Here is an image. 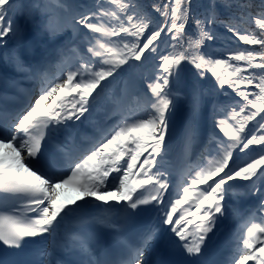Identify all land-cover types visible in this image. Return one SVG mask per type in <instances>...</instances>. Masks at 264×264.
I'll return each mask as SVG.
<instances>
[{
  "label": "snow or ice",
  "instance_id": "snow-or-ice-1",
  "mask_svg": "<svg viewBox=\"0 0 264 264\" xmlns=\"http://www.w3.org/2000/svg\"><path fill=\"white\" fill-rule=\"evenodd\" d=\"M16 5L17 0H0V48L8 43L6 37L23 42L21 16L49 42L68 31L71 36L55 49L61 75L53 80L25 66L17 50L11 54L17 71L29 73L40 87L20 113L0 123V244L20 249L28 238L47 235L55 248L59 231L74 218L88 223L85 214L92 209L98 212L92 219L112 232L127 255L98 260L89 241L74 236L89 257L84 264H148L146 253L157 244L182 251L183 264H209V234L225 216L226 197L231 201L241 195L259 203L241 225L230 264H264V0H207L204 5L197 0H42L22 11ZM218 6L236 11L220 21ZM245 17L256 31L241 33L236 21ZM217 24L233 42L259 50L206 45L220 39ZM0 59L7 62V54ZM148 65L152 76L143 113L119 108L98 113L110 83ZM189 82L190 97L183 92ZM205 94L230 102L221 109L212 106V127L224 139L209 132L214 153L202 154L201 166L190 170L174 198L162 163L167 144L182 101L190 110L186 133L190 138L198 133ZM101 121L115 123L105 128ZM250 122H255L252 127ZM89 127L92 136L83 131ZM250 146L259 152L247 162ZM241 156L246 158L242 163ZM243 185L246 191L237 193ZM121 208L133 215L155 211L159 226L134 246L114 219V210ZM227 208L235 213L231 204ZM40 255L52 264L53 251Z\"/></svg>",
  "mask_w": 264,
  "mask_h": 264
},
{
  "label": "bare ground",
  "instance_id": "bare-ground-1",
  "mask_svg": "<svg viewBox=\"0 0 264 264\" xmlns=\"http://www.w3.org/2000/svg\"><path fill=\"white\" fill-rule=\"evenodd\" d=\"M65 35L66 33L59 35L54 43L47 40L45 45L43 44L45 42L43 41L45 38L43 34L40 36H32L30 33H25L23 42L21 44L17 45L16 43H12L11 40V42L6 44L4 50H6L7 46H19V55L22 58L24 65L32 69H36L38 63H43L53 57L55 49L60 45L59 42ZM5 53L7 54V62H5L3 59H0V87L6 77L14 78L16 77V75L20 76L23 74H29L23 71H17L15 65L11 61V56L7 52L1 54L0 57H4ZM138 84H140V87L142 88V83ZM35 98L36 96H33L32 99ZM111 109L112 106L110 103H108L107 106H105V109L102 112L98 113L111 111ZM99 118L100 117L98 115H94L93 117V119ZM101 124L103 127H106L107 125L103 124V121H101ZM180 129V132L173 138L172 145H170V147L167 149V154L165 155L164 161L162 162L163 168L165 170H168V178L170 184L168 193L173 194L174 198H179V196H175V193L179 191V186L181 184L180 176L182 175L183 171L186 170V168L184 167L189 158V136L186 133V125L184 121ZM83 131L89 136H92L90 127L83 129ZM240 187L235 189L237 193L244 192ZM168 193L165 194L166 199H168ZM67 194L72 195L74 193H72L71 190H68ZM225 203V216L218 220L220 222L219 229L208 242L207 260L209 261V264H230V260L236 248L237 237L239 236L238 230L241 223L243 222L242 220L247 216L249 210L254 209L257 205V201L255 199H251L249 196L245 197L241 195L233 197L231 201H229L226 197ZM229 204H231V207L235 210V213L228 210L227 205ZM121 209L114 210V219L116 222H118L119 220V215H117V212H120ZM88 211L89 215L87 216V218L96 220L92 219V217L97 216L98 212L92 209ZM77 220V218H74L65 228H62L58 233L56 241L66 238L69 234V231L71 230L70 227L72 223L76 222ZM158 226L159 219L157 213L155 211H148L143 219L132 226L126 237L131 241V244L135 242L140 243L142 236L147 231ZM45 237L47 238V240L43 244ZM52 249L53 241L50 237L45 235L43 237L37 238L38 255H40L41 252L52 251ZM183 257L184 254L179 249H164L160 244H157L151 253H146V260L148 261V264H171L177 258Z\"/></svg>",
  "mask_w": 264,
  "mask_h": 264
},
{
  "label": "rangeland",
  "instance_id": "rangeland-1",
  "mask_svg": "<svg viewBox=\"0 0 264 264\" xmlns=\"http://www.w3.org/2000/svg\"><path fill=\"white\" fill-rule=\"evenodd\" d=\"M37 2H42V0H17L16 8L18 11L27 10V9L31 8L32 5H34ZM86 2L92 3L93 0H89V1L86 0ZM19 23L24 30V35H25V33H30L32 36H40L43 34V33H39L33 27L32 20L28 19L27 17H24V16L19 17ZM65 33H66V35L59 42L60 45L65 44V42L71 36V31H68ZM44 37L45 38L43 41H45V42L43 44L46 45V41L48 40V37L46 35H44ZM5 39L8 41V43L11 42L10 38L6 37ZM12 43H15V42L12 41ZM4 48H0V55L4 54V52H7L11 56L13 50H17L18 52L20 50L19 46H16V45H14V47L13 46H11V47L7 46L6 50H4ZM53 54H54L53 58L51 57L54 60L52 72H49V71L46 72L45 71V66L43 65L45 62H43L42 64L38 63L37 68L33 69V70L40 69L41 74L49 80H53L56 77L61 75L60 66H59L60 61L57 58L56 51ZM66 59L67 60L71 59V53H67ZM151 76H152V66L148 65V66H145V68L142 71H140V73L139 72H137V73H125L122 77H120V78L116 79L115 81H113L112 83H110L98 101V112H102L105 109V106H107V104L110 103L112 106L111 111L119 108V109H123L127 112H131V113H136V114L143 113L144 108H145L144 97L148 93L146 85H147V83L151 82ZM125 82H127V84ZM138 83H142V85H141L142 88L140 87V84H138ZM204 86H205V83L202 84V87H204ZM39 87H40V84L37 81V85L35 87L36 88L35 89V92H36L35 96L36 97H37ZM183 92H184V95L189 96V97L191 96V92H192L191 82H189L188 87H186L183 90ZM201 102H202V108H201L200 117H199V131L197 134L193 135L191 138L189 137V144H188V146H189L188 147L189 148V156L188 157L189 158L187 160L188 161L187 164L184 167V168H186V170H184L182 175L180 176V183L181 184L179 186V190L184 185L186 175H188L190 173V170L193 168L198 170L199 167L201 166L202 154H206L209 151H212L214 153V151H215L214 146L208 143L209 132L214 131L216 136L220 137L221 139H224L223 132H221L219 129H213V127H212V106H213L212 100L204 98V96H202ZM217 108L221 109L222 107H220V108L217 107ZM189 111L190 110L188 108L187 102L182 101L181 105H180V110H179L178 115H177V126H176V129H175V132L172 136L171 141L168 142V144H167V149L170 147V145H172V140L176 136V134H178L180 132V130H181L180 127H181L183 121H184L185 125H187V121L189 119ZM218 118H223V117L221 116ZM112 123H115V121L114 122L109 121L105 128L110 127ZM252 149H253V151L251 153H249V156L247 158V162H250V158L259 152L258 148H252ZM212 158H213L212 156L207 157L208 160H211ZM245 159L246 158L244 156H241L240 157L241 163L244 162ZM240 188L242 191H246L247 185H243ZM249 197L251 199L252 198L255 199L257 201V204L259 203V201L257 200L256 197H253V196H249ZM247 217H248V214L242 220L243 222L241 223V225L246 222ZM254 222L259 223L260 221H259V219H256ZM239 232L242 234V232H243L242 227L239 228ZM241 234H239V235H241Z\"/></svg>",
  "mask_w": 264,
  "mask_h": 264
},
{
  "label": "trees",
  "instance_id": "trees-1",
  "mask_svg": "<svg viewBox=\"0 0 264 264\" xmlns=\"http://www.w3.org/2000/svg\"><path fill=\"white\" fill-rule=\"evenodd\" d=\"M87 1H89V0H87ZM153 2L160 3L161 0H153ZM206 2H207V0H197V3L201 4V5L206 4ZM251 2L252 3H258V0H251ZM197 11H202V8H198ZM230 11L235 12L236 9L232 8ZM230 11L226 10V8L223 6H218L217 13H218L219 20L220 21H226L230 16ZM236 23L239 25V30L241 31L242 34H244L245 32H248V31H256L254 24L247 17H245L242 21H236ZM214 27H215V31L219 34L220 39L216 40V41H211V42L206 41V45L211 44L212 47H214V48H221L222 46H224V44H227V47L232 48V49L248 48V49L253 50V51L259 50L258 46H255V45H244L242 42H233V38H232L231 34L226 32L221 24H217ZM187 31L190 33L194 31V27H193L191 21L189 22V26H188ZM217 58H220V57H217ZM144 68L138 69L137 72L140 73V71H142ZM207 87H208V84L205 83V86L203 88H207ZM203 96H204V98L211 99L213 102V105L215 104L219 108L220 107L224 108L226 103H230L229 101H227V98H225L223 96H214L211 94H205ZM253 123H255V122H250L248 127H252ZM250 147L257 148L256 146H250Z\"/></svg>",
  "mask_w": 264,
  "mask_h": 264
}]
</instances>
